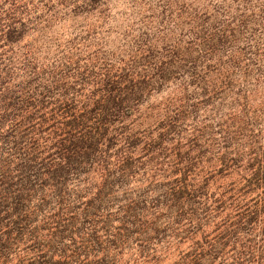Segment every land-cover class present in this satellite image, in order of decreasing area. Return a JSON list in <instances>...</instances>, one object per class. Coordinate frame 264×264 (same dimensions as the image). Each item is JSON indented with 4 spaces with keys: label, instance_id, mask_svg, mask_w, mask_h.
<instances>
[{
    "label": "trees",
    "instance_id": "16d2710c",
    "mask_svg": "<svg viewBox=\"0 0 264 264\" xmlns=\"http://www.w3.org/2000/svg\"><path fill=\"white\" fill-rule=\"evenodd\" d=\"M0 264H264V0H0Z\"/></svg>",
    "mask_w": 264,
    "mask_h": 264
}]
</instances>
